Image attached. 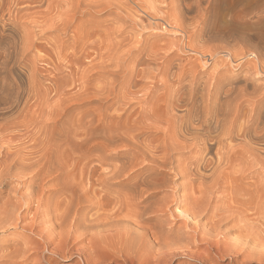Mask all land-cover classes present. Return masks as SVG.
I'll return each instance as SVG.
<instances>
[{
  "label": "bare ground",
  "instance_id": "6f19581e",
  "mask_svg": "<svg viewBox=\"0 0 264 264\" xmlns=\"http://www.w3.org/2000/svg\"><path fill=\"white\" fill-rule=\"evenodd\" d=\"M63 1L70 14L56 19L52 9L50 18L62 40L77 12L98 7L113 17L105 30L71 36L84 42L79 52L89 62L65 56L66 74L52 90L78 86L73 101L92 70L125 81L111 79L110 92L96 93L112 100L97 107L108 112L97 120L110 125L100 127L105 150L96 151L80 136L89 127L65 117L66 104L48 103V87L34 88L49 44L41 7L54 0H0V191L16 182L0 201V264H26L39 250L76 254L82 264L150 256L166 264L178 254L200 264H264L263 42L250 59L221 55L246 33L233 27L241 18H216L221 0ZM34 91L43 99L36 106ZM140 165L150 169L133 174ZM24 232L28 238L8 243Z\"/></svg>",
  "mask_w": 264,
  "mask_h": 264
},
{
  "label": "rangeland",
  "instance_id": "374dc122",
  "mask_svg": "<svg viewBox=\"0 0 264 264\" xmlns=\"http://www.w3.org/2000/svg\"><path fill=\"white\" fill-rule=\"evenodd\" d=\"M70 1H72V0H70ZM74 1H76V0H74ZM95 1L97 2L98 0H94V2ZM54 2H56V3H54ZM54 2L52 4H50L51 6H49L50 8L48 11L44 6L41 7L42 10L46 11L45 17L48 18V16H50L48 19L52 18L53 22H55V20L57 19L56 17H61V16L64 17L65 15L70 14L69 4L66 5V4H64L65 1H63V6H62L61 2L58 4H57V2H58L57 0H54ZM53 5H55V6L59 5V6L57 8H55V6H53ZM263 5H264V0H255V1H252V0H221L220 1V3L217 5L216 10H215L216 18L221 22H228V21H231L234 19L237 20V17H239V18H241L240 22L244 21L243 22L244 25L234 24L233 27L236 26L235 29H238V28L240 30L243 29V31L246 32V33L244 32L245 33L244 37L239 38V39L235 38L236 37V35H235L234 41L231 42L230 45L229 44L225 45L226 48L223 51H221V55H224L226 53V50H228V51L230 50V52L234 51V53L233 52H231V53H233L236 56V58H238L237 56H239V58H240L242 56V54L245 55V53H246V56L248 57V59H250L252 55L249 52H251L255 49V47H256L255 43H257L256 41L260 40L264 44V41H263L264 40V9L262 11H260L262 9V8H260V6L263 7ZM19 6L21 7V6H23V4H20ZM43 7H44V9H43ZM52 9H54L53 11H54V14L56 16L53 14V12L51 13ZM57 9L60 11V13H59V11H57ZM87 12L88 13L82 12V14H81V12H77V14H76L77 20H75V22H71L73 25H71V26L68 25V27L66 29L65 35H67V36H66L65 40H62L61 35H59L60 33L55 31L54 25L56 23H53L51 21V19L49 21L53 24H51L50 22L45 23V26H46V27L44 26V28L46 29V31L44 29L45 36H48V41H49V44L46 45V51L48 52V54H47V56L45 55L46 61H44L42 63L41 62L39 63L38 61H36V66H37L36 68L39 71H38V73H36L34 75L36 77L34 80V82L36 84L34 88H39V87L42 88L43 87L42 88V90H43V89L48 87L49 88L47 91L48 95L46 97L48 99L47 102L50 103L51 105H53V104L54 105L55 104H60V105L66 104V108H67L66 113L67 114L65 115V117L66 116L68 117V116L73 114L75 116V118H77V123L89 127L88 133L86 135H80V136L84 137L88 141H90V144L92 145V149H94L96 151H104L105 147L103 146V144H101L102 139H103L101 137L103 131H101L100 127H105L107 125L109 126L110 124L107 123L105 120H97L98 115L99 116L100 115L105 116L106 114H108V112L98 110L97 107H99L101 105L107 106L112 102V100L106 101V99L102 98L99 95H96V93H98V92L102 93L105 90L103 92V95H104L107 92H110V90L108 89L109 87L107 85V82H111L114 79H116L118 81L124 79L122 77V73H120L119 75L111 77V79H112L111 80L108 78L107 79L106 78L105 79L99 78L96 70L90 71L88 73L89 78L86 81L88 83L83 84V87L78 91V97L74 98L76 100L73 99V101L70 99V96L72 98V95H70L71 93H69V92H75L76 89H78V86L76 87L73 85L74 89L76 88L75 90H73V86L70 84L71 85V87H70L69 83H67L66 87L64 88V90H65L64 94L65 95L59 94V93L57 94L56 90H52V89H55L56 86L58 87L60 85V83L62 82L61 79L63 78L62 76L64 74H66L65 66H68V62L65 59H63L65 56H67V55L71 56L73 54H76V56L79 59V60L77 59L78 65L81 64V67L83 65L82 64L83 62L85 63V65L88 64V62H89V59L87 60L86 58L80 56L79 47H81L84 42L78 41L77 43H74L72 41L71 36L74 34L80 36L82 33L80 31V28H82L83 31L88 29L91 33H93L95 31L105 30L107 27L110 26L109 22H111L110 20L113 17V15L110 14V11L101 10L98 7L97 8L95 7V9H94V7H93V10L90 8V9H88ZM57 13L59 16L57 15ZM108 13H109V16H108ZM247 13H249V15L245 17L244 15ZM37 15H42V14H37ZM253 15H255V17L253 19L249 18V16H253ZM54 16L56 18L55 20H54ZM257 18L260 19L259 23H256V24L250 23L251 21H254ZM48 19H47V21H48ZM100 19H102L103 21ZM95 21H97V22H95ZM57 23L59 25V22H57ZM24 25H26V24H24ZM47 25H49V26H47ZM26 26L24 28V26L22 25V29L27 30V32H28V30H30V32H32L33 29H34L33 30L34 32H38V29L41 30L40 27H37V28L34 27L33 28L30 25H28V27H26ZM28 28H30V29H28ZM35 29H36V31H35ZM52 31H53V33H51ZM248 34L249 35L251 34L250 35V37L252 36L251 39L245 38V36L246 35L248 36ZM256 36L258 37V40H257ZM87 43H89V42H87ZM227 48H229V49H227ZM237 54H240V55H237ZM58 55L61 58H59ZM179 58H180V61L184 62L185 60L190 58V55L189 54L188 55H180ZM62 59L64 60V62H62L63 61ZM80 61H82V62H80ZM57 64L60 65L58 68H57ZM227 69H229V68H227ZM227 69L225 68V69H223V71H226ZM230 69H232V71ZM230 69L227 70L226 74H228L230 72V74H232L231 76H234L235 73L238 74L239 76L243 75V70L235 71V70H233V68H230ZM207 70L208 71H206V75L208 72L209 73L211 72L210 69H207ZM262 79L263 78H261L259 80L262 81ZM124 81H125V79L123 80V82ZM34 92L32 93L34 97L32 99L30 98V104H34L36 106L38 104V102L42 101L43 99L39 97V94L36 91H34ZM66 92H67V94H66ZM36 94H37V96L35 97ZM69 99H70V101H69ZM18 119H19V121H23V120H24V122L26 121L24 119V117H20ZM21 139H23V138H21ZM117 142H118V139H117ZM148 169H150V167L140 165V166H137L134 168L133 174L139 173V174L143 175L144 173H147ZM184 181H186V180L181 179V178L178 179L179 183H182ZM12 184L16 185V182L7 183V185L4 187V189L0 191V201L1 202L4 201L6 198H8V196H11V194L13 195V193L9 192L10 191L9 189L12 188V186H13ZM8 187H9V189H8ZM179 193L181 194L182 191H179ZM248 217L250 218V216H248ZM251 217L253 218V216H251ZM258 217L256 216V218H258ZM254 218H255V216H254ZM169 219H171V218H169ZM203 220L204 219H202V221ZM260 221H257V222L259 223ZM233 222L234 221H231L229 223V225L232 226L234 224ZM178 223H180V222H177V224ZM258 223H257V225H260ZM233 232L234 231L230 232V234L232 236L237 234V232H234V233ZM0 237H2V235H0ZM28 237H29V233L24 232L21 236H19L18 238H15L16 240L11 239V240H9L8 243L11 245L18 243V242L20 243L21 241H23V239L25 240ZM260 246H262V247H260ZM260 246H259V249H262L264 251V245L261 244ZM76 247H78V246H76ZM195 248L196 247H193V246L189 247V249L192 252H194V251L198 252V253L203 252V249H202L203 247L197 248L199 250H197ZM34 256H37V257H33L26 264H33V263H36L38 261H39L38 263H41V264H82L80 258L76 254H72L71 256H66V255L64 256L62 254H59V255L55 254V256H54L48 252L41 253V251L39 250ZM39 257H40V259H39ZM173 257L170 258L168 260V262H166V264H200V262L197 259L195 260V258H191L186 254H178V255H175ZM36 259H38V260H36ZM147 259H149V257H147L144 260L146 263H142V264H155V263L160 264L157 261L154 263L152 256H150V259H149L150 261L148 263H147ZM170 261H172V262H170ZM225 261H223L221 264H224V263L227 264L228 259ZM100 264H122V263L120 262L119 258L117 259V257H115L112 259L111 258H106L105 260L102 259Z\"/></svg>",
  "mask_w": 264,
  "mask_h": 264
}]
</instances>
